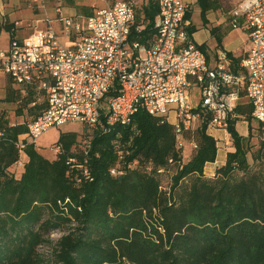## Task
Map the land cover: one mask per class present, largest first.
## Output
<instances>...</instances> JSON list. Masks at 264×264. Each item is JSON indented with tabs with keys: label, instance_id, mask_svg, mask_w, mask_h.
Returning <instances> with one entry per match:
<instances>
[{
	"label": "trees",
	"instance_id": "trees-1",
	"mask_svg": "<svg viewBox=\"0 0 264 264\" xmlns=\"http://www.w3.org/2000/svg\"><path fill=\"white\" fill-rule=\"evenodd\" d=\"M197 2L207 25L211 3ZM138 11L135 26L144 29L138 35L133 30L130 40L145 44L154 34L156 0L144 1L142 17ZM10 30L0 25V33ZM195 32L188 28L190 37ZM209 33L222 49L220 29ZM227 58L236 71L244 54ZM4 101L28 107L34 99L8 83ZM41 108L28 110L37 111L36 117ZM234 113L227 127L234 151L212 179L204 175L217 156L209 118L185 135L196 145L185 163L172 125L139 111L125 127L103 132L83 126L79 141L61 133L53 160L34 144L25 146L15 177L8 170L19 160L17 145L26 141L27 124L8 126L0 117V264H42L37 250L45 236L71 224L77 228L58 241L56 264H264V178L249 173L244 138L235 128L239 120L252 121L251 109L241 104Z\"/></svg>",
	"mask_w": 264,
	"mask_h": 264
},
{
	"label": "built area",
	"instance_id": "built-area-1",
	"mask_svg": "<svg viewBox=\"0 0 264 264\" xmlns=\"http://www.w3.org/2000/svg\"><path fill=\"white\" fill-rule=\"evenodd\" d=\"M137 2L120 0L86 17H64L57 10L59 31L69 46L61 45L48 27L22 39L11 36L0 50V74L20 95L32 93L29 108L42 107L26 125V141H18L20 157L14 166L23 168L24 147L51 128L79 123L105 132L114 125L128 126L139 111L171 124L176 146L182 154L191 152L196 145L185 135L208 118L207 132L226 135L241 98L264 140V0H238L225 19L231 30L248 35L236 71L223 50L209 63L189 36L185 0H156L154 34L145 44L130 40L133 30L138 35L144 29L135 26ZM193 89L198 91L194 98ZM110 174L116 176V169ZM83 175L89 179L86 169Z\"/></svg>",
	"mask_w": 264,
	"mask_h": 264
},
{
	"label": "rangeland",
	"instance_id": "rangeland-1",
	"mask_svg": "<svg viewBox=\"0 0 264 264\" xmlns=\"http://www.w3.org/2000/svg\"><path fill=\"white\" fill-rule=\"evenodd\" d=\"M7 5L5 10L13 14L16 22L9 23L4 22L0 24L4 26L5 24L10 28L18 30L22 36L35 31L46 29L51 26L52 29L57 33V40L63 46H69L70 42L68 39L64 38L60 34V22L58 21L57 10L61 12H72L76 13L81 17H86L93 14L95 11L104 8V2L102 0H3ZM109 2L115 0H108ZM138 1V15L142 17L140 8L141 0ZM147 0H145L146 3ZM238 0H228L226 8L223 10V17L227 19L229 12L235 7ZM63 10V11H62ZM65 15V14H64ZM69 16V15H68ZM67 17V16H64ZM192 20L194 24H199L201 22L199 15L196 14L193 10ZM56 21V22H53ZM17 23V27L15 25ZM52 23V24H51ZM216 28L220 29L222 35V45L226 50L233 51V55L241 56L246 53L248 49V35L245 31L240 29L231 30L229 27L221 24ZM19 33V34H20ZM195 40L201 42L204 38V33H197L195 35ZM206 38V37H205ZM207 46L213 48L216 44L214 38H206ZM7 47V42L5 41V36H0V49ZM206 49H204L205 51ZM215 51L218 48H214ZM220 50V49H219ZM207 51V50H206ZM212 52V51H211ZM216 53V52H215ZM239 56V57H240ZM9 82L6 80V77L0 74V117L8 126L22 125L27 124L36 114L37 111L28 110L29 107H24L23 104L19 101L13 103H7L4 101L6 86ZM13 89V88H12ZM197 90L193 89L191 91V96L194 98L197 96ZM245 102V100H244ZM236 131L243 139L244 149H246V160L250 167L249 173H255L264 178V143L261 130L258 128L257 124L254 121L248 123L243 121H238L235 125ZM61 133H73L76 135L77 140L79 141L84 135L82 124L79 123H67L57 128H51L41 134L38 139L35 141L36 151L45 159L53 160L55 157L54 148L56 147V142ZM215 137L218 140V155L215 165L207 166L204 168V175L208 178H213L214 173L217 169L221 167L226 162V157L220 160V156L227 155L230 152H233L232 142L229 134L225 135L224 133H215ZM261 152H263L261 154ZM194 154L186 149L182 154V161L185 163L190 159V155ZM222 161V162H221ZM222 165V166H223ZM10 173H13L15 177H19L21 169L19 167L13 166L8 170ZM237 179L243 177V174L236 173L234 175ZM46 217V215L44 216ZM77 228L76 224H71L64 226L62 229L57 231H50L48 235L45 236V244L40 246L37 250L42 264H56L54 251L56 250L57 243L61 237L74 232ZM159 230V229H157Z\"/></svg>",
	"mask_w": 264,
	"mask_h": 264
},
{
	"label": "crops",
	"instance_id": "crops-1",
	"mask_svg": "<svg viewBox=\"0 0 264 264\" xmlns=\"http://www.w3.org/2000/svg\"><path fill=\"white\" fill-rule=\"evenodd\" d=\"M104 2V6L105 7H108V6H111L113 5L114 3L120 1V0H115V1H112V2H109L108 0H102ZM189 5H190V13H189V17H188V22H189V25L190 27H194L196 29V32L191 36L192 40L197 44V45H203L204 48L207 50H205V55H206V58L208 59L209 63H211L215 57V50L214 48L216 47V44L214 45V47L211 49L207 46V41L208 39L206 38H211L212 37L210 36V33H209V30L211 28H215L221 24L224 25V22H225V17H223V10L226 8V6L228 5L227 2L228 0H206L207 3H211V9L206 13L205 15V18L208 22L207 25H203L202 21L197 25V24H194L193 23V20H192V16H193V10H195L196 14L199 15V18H200V8H199V5H198V2L197 0H185ZM5 6H7L3 0H0V24H3L4 22H8L9 23H14L16 22V20L14 19L13 17V14L12 13H9L5 10ZM104 7V8H105ZM63 11V10H62ZM63 16H73V15H77L76 13H72V12H61ZM65 14V15H64ZM201 20V19H200ZM53 22H56V21H53ZM52 24V23H51ZM16 27L18 26L17 23H15ZM51 27V26H49ZM48 28V27H47ZM46 28V29H47ZM52 28V27H51ZM46 29H41V30H35L33 32H36V31H44ZM31 32V33H33ZM203 32L204 33V38L201 42H198L195 40V35L197 33H201ZM18 30H15L14 28H11L10 32H6V31H2L0 33V36H5V41L7 42L8 44V41L10 39V35H13V37L17 38V39H22V38H25L27 37L28 35H30L31 33L27 34L25 37L22 36V34L20 33ZM206 37V38H205ZM221 45H222V41H221ZM5 49V48H4ZM0 50H3V49H0ZM219 50V49H218ZM217 50V51H218ZM220 50H223L225 51L226 53H231L232 56L234 58H237V56L233 55V51H230V50H226L225 48H223V45H222V49ZM212 51V52H211ZM240 56V55H239ZM238 56V57H239ZM230 69H231V66H230ZM245 98H241V100L239 101V104H247V101L245 100ZM221 131H208V135L212 136L215 140H217V144H218V137L216 138L215 136V133H220ZM227 135V134H226ZM217 155H218V150H217ZM226 157V155H224L223 157L220 156V160L224 159ZM216 160H217V156H216ZM216 162V161H215ZM222 162V161H221ZM216 164V163H215ZM214 163L213 164H208L205 166V168L207 166H211V165H215ZM223 165V163H221V166Z\"/></svg>",
	"mask_w": 264,
	"mask_h": 264
}]
</instances>
